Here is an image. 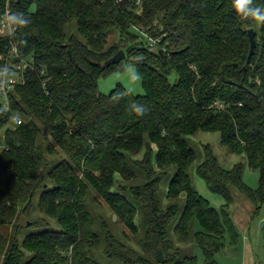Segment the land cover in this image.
I'll use <instances>...</instances> for the list:
<instances>
[{"label": "trees", "instance_id": "1", "mask_svg": "<svg viewBox=\"0 0 264 264\" xmlns=\"http://www.w3.org/2000/svg\"><path fill=\"white\" fill-rule=\"evenodd\" d=\"M6 4L26 21L13 41L34 70L8 92V109L0 102V264H100L98 251L116 264H198L182 254L189 243L203 264H218L226 240L238 238L230 188L249 200L252 216L264 202V27L241 19L232 0H0V16ZM71 22L78 36L66 33ZM250 28L256 44L247 63ZM111 31L118 38L109 43ZM7 46L0 36V86ZM120 50L142 96L119 85L108 95L98 91L100 77L122 70V61L103 66ZM198 132L219 133L222 146L259 172L258 187L243 182L242 163L224 169L206 146L195 173L225 202L211 207L189 177L196 156L187 139ZM172 168L163 206L160 185ZM95 197L138 249L124 232L116 236L102 211L94 217ZM34 209L60 230L21 243L3 236L11 225L16 234L20 215L40 226L43 219L29 218Z\"/></svg>", "mask_w": 264, "mask_h": 264}, {"label": "rangeland", "instance_id": "2", "mask_svg": "<svg viewBox=\"0 0 264 264\" xmlns=\"http://www.w3.org/2000/svg\"><path fill=\"white\" fill-rule=\"evenodd\" d=\"M66 33L70 35L77 34V27L75 22L69 23L66 28ZM140 33V32H139ZM141 34V33H140ZM142 40L146 45H148V40L145 39L142 34ZM118 34L115 31L109 32V43L117 40ZM122 70L112 72L106 76L100 77L97 81V88L103 95H108L113 89L118 85L121 86L125 91L131 93L135 96H142L144 94L141 79L139 78L135 67L131 64L129 60H122L121 62ZM174 76L171 80H174ZM189 147L194 151L196 160L193 167L189 170V177L194 190L206 201L209 205L216 210H219L223 204L224 200L211 193L206 187L205 182L195 173V167L201 164L205 159V147L209 146L213 155L217 159L220 166L224 169H230L235 164H243V182L251 189H256L258 187L259 172L250 169L246 164V159L244 156H238L231 154L224 146L220 143V135L217 132H198L196 135L188 137L187 139ZM175 173V169L172 168L169 171L167 178L160 185V201L163 206H165L168 201L165 197V191L168 183L172 179ZM230 193L232 196V203L228 208V212L231 215L233 223L238 234L237 243L232 245L230 241L226 240V245L222 251L215 255V260L218 264H264V225L261 228L260 225L264 222V202L261 205L260 210L257 215L252 216L253 206L239 191L235 188H230ZM38 195L33 200V207L36 208ZM89 205L91 213L94 217L99 212H103V218L108 223L109 227L113 230L116 236L121 239L122 232L125 233L128 243L133 247H137V244L132 240L130 234L124 229V227L116 220L112 213L107 210L101 199L95 197V202ZM179 213L173 223L171 224V229L177 224L178 219L184 208V199L178 200ZM94 208V213L92 211ZM31 220L43 219V223L40 226L30 227L29 221L26 216L20 215L16 219L14 225H18L20 229L15 231L13 225L6 226L1 229V232L5 238L11 239L12 235L17 237L18 243L31 234H36L44 231H57L60 230L59 225L55 220L49 219L41 215L36 209L31 213L29 217ZM45 224V225H44ZM48 226H47V225ZM200 230L198 223L193 222V232ZM182 254L184 256H193L197 258L198 264H203V256L200 249L194 244L189 243L186 245H181ZM28 258V256H27ZM94 260L100 264H107V261L100 251L94 253ZM116 264L115 262H110Z\"/></svg>", "mask_w": 264, "mask_h": 264}, {"label": "built area", "instance_id": "3", "mask_svg": "<svg viewBox=\"0 0 264 264\" xmlns=\"http://www.w3.org/2000/svg\"><path fill=\"white\" fill-rule=\"evenodd\" d=\"M10 15H12L11 10L8 4H6L5 9L0 16V36L8 38V46L6 49L7 64L1 78L0 86V102L6 109H8V92L13 90L17 83H23V72L26 70H34L33 61L21 58L18 44L13 41L14 34L19 26L17 23H12L8 20V16ZM141 34L148 40V45L152 48L154 41H150L145 33L141 32ZM11 68L14 70V74H10ZM17 74H20L21 76L17 78L16 76H19ZM20 123L21 121L19 119L13 121L14 126L19 125ZM1 151L2 147L0 146V153Z\"/></svg>", "mask_w": 264, "mask_h": 264}, {"label": "clouds", "instance_id": "4", "mask_svg": "<svg viewBox=\"0 0 264 264\" xmlns=\"http://www.w3.org/2000/svg\"><path fill=\"white\" fill-rule=\"evenodd\" d=\"M232 7L241 19H250L257 27H264V6H255L254 0H232ZM23 14H13L8 16L12 23L23 25L25 20L21 19Z\"/></svg>", "mask_w": 264, "mask_h": 264}, {"label": "water", "instance_id": "5", "mask_svg": "<svg viewBox=\"0 0 264 264\" xmlns=\"http://www.w3.org/2000/svg\"><path fill=\"white\" fill-rule=\"evenodd\" d=\"M247 34H248V39H249V43H250V51H249L248 58H247V63H248L250 58H251V56H252V54H253L256 41H255V32H254V30L252 28H250L247 31ZM159 53L162 54L161 51ZM124 59H125V53L120 50L114 56H112L109 60H107L104 63L103 66L104 67H109L110 65H115V64L120 63ZM263 225H264V222H262L260 227L262 228ZM162 258H163V255H162L161 251L158 250L157 253H156V259L158 261H160V260H162Z\"/></svg>", "mask_w": 264, "mask_h": 264}]
</instances>
